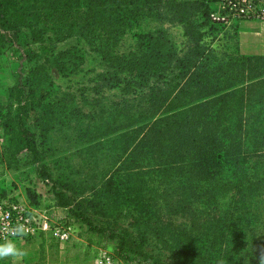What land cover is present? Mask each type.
Returning a JSON list of instances; mask_svg holds the SVG:
<instances>
[{
    "label": "trees",
    "instance_id": "obj_1",
    "mask_svg": "<svg viewBox=\"0 0 264 264\" xmlns=\"http://www.w3.org/2000/svg\"><path fill=\"white\" fill-rule=\"evenodd\" d=\"M211 1L0 0V52L26 38L45 45L78 34L99 56L96 84L114 96L109 124L129 137L123 156L121 144L113 149L112 158L122 162L88 204L123 207L110 212L114 221L95 225L78 202L71 207L66 192L55 194L59 206L87 225L88 242L93 234L115 240L114 253L124 262L134 255L149 264H216V245L236 237L233 227L255 216L264 200V54H245L238 42L222 41L220 22L209 15ZM169 25L181 27V48ZM125 29L130 43L120 49ZM31 78L23 69L0 102V163L10 168L20 152L26 162L39 161L27 120L37 108L43 115L55 107L48 100L46 108L51 91L37 93ZM35 173L51 180L41 165ZM46 250L48 262L58 263L51 237Z\"/></svg>",
    "mask_w": 264,
    "mask_h": 264
},
{
    "label": "rangeland",
    "instance_id": "obj_2",
    "mask_svg": "<svg viewBox=\"0 0 264 264\" xmlns=\"http://www.w3.org/2000/svg\"><path fill=\"white\" fill-rule=\"evenodd\" d=\"M214 10L215 4L212 0L210 12ZM155 14L157 16V12ZM148 15L149 12L147 17ZM147 17L141 18L142 24L147 21ZM148 18L149 21L155 19ZM240 20L244 19H232L215 25L218 37L222 41L226 38L230 43L238 42L239 51L240 31L243 25ZM260 23L264 26V20ZM248 28L255 29L253 24ZM168 33L176 46L181 48L184 42L181 27L169 25ZM122 35L120 49L130 43L128 29H125ZM210 37L207 36L206 40ZM25 40L26 43H13L0 52V102H5L10 88L20 79L21 71L24 69L31 72L37 93L51 91L43 99L45 105L47 104L46 108L50 105L48 100L55 107L52 113L49 111L43 115L40 114L41 108H37L30 113L27 120L35 133L39 161L26 162L25 153L20 152L17 162L11 168L0 163V198L27 196L33 203L31 206L36 209L39 220L46 219L48 225L46 229H39L32 235L18 239L17 246L28 252L20 264H51L47 260L46 250L49 237L58 244L60 250L59 261L56 264L151 263L150 260L146 261L134 255H131L127 262L118 259L114 253L115 240L102 239L93 234L91 235L93 242H88L87 237L90 233L87 225L74 217L68 207L59 206L55 194L56 191L66 192L71 207H75L78 202V208L85 211L95 225H101L107 218L114 221L112 216L109 217L110 212L123 207L118 205L116 208L111 204L107 206V210H103L100 205L93 207L91 202L88 204L96 189H100L109 174L122 162L112 158L113 149L117 147L116 151H119L118 147L121 144L120 155L123 156L125 139L129 137L125 128L115 129L109 124V106L114 96L113 91L99 88L96 84L97 73L103 68L98 54L92 51L91 46L78 34L62 40H52L45 45L28 44L27 38ZM67 50H71L67 56L55 58ZM54 65H58V68L70 67L75 69V72L69 75L62 74ZM3 143L5 137L0 127V148ZM38 165L50 173L51 180L42 181L37 177L35 169ZM262 198L264 199V195ZM256 209L258 212L254 213L255 216H249V220H241L233 227L236 237L228 236L216 245L218 254L216 264H262L264 200ZM220 210L223 213L226 211L224 208ZM119 221L123 223L124 219L119 218ZM55 226L65 228L69 232V238L62 242L61 248L59 241L61 233L55 231ZM163 253L166 254L167 251ZM203 262L194 260L195 264ZM0 264L10 262L0 260Z\"/></svg>",
    "mask_w": 264,
    "mask_h": 264
},
{
    "label": "built area",
    "instance_id": "obj_3",
    "mask_svg": "<svg viewBox=\"0 0 264 264\" xmlns=\"http://www.w3.org/2000/svg\"><path fill=\"white\" fill-rule=\"evenodd\" d=\"M215 10L209 13L212 20L217 22L230 21L232 19L244 20H264V0H213ZM24 224L29 230V235L34 234L39 229L48 227L47 220H39L36 209L32 207L25 199L24 195H15L13 197L0 198V242L5 238L11 237L5 228ZM55 231L60 232V248L62 242L69 238V232L65 228L55 226Z\"/></svg>",
    "mask_w": 264,
    "mask_h": 264
},
{
    "label": "clouds",
    "instance_id": "obj_4",
    "mask_svg": "<svg viewBox=\"0 0 264 264\" xmlns=\"http://www.w3.org/2000/svg\"><path fill=\"white\" fill-rule=\"evenodd\" d=\"M5 231L9 233L11 237L23 238L29 235V230L24 224H16L15 226H7ZM28 252L25 249H21L17 246L15 239L5 238L3 242H0V260H7L10 264H20ZM264 264V260H262Z\"/></svg>",
    "mask_w": 264,
    "mask_h": 264
},
{
    "label": "crops",
    "instance_id": "obj_5",
    "mask_svg": "<svg viewBox=\"0 0 264 264\" xmlns=\"http://www.w3.org/2000/svg\"><path fill=\"white\" fill-rule=\"evenodd\" d=\"M242 25L240 35V50L245 54H264V26L260 21L240 20ZM250 24L255 29H249ZM255 30V31H252Z\"/></svg>",
    "mask_w": 264,
    "mask_h": 264
}]
</instances>
